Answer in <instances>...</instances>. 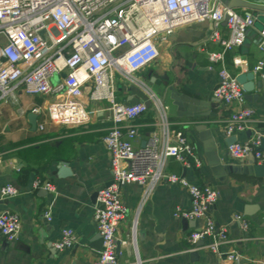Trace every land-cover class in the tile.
<instances>
[{"label":"crops","instance_id":"1","mask_svg":"<svg viewBox=\"0 0 264 264\" xmlns=\"http://www.w3.org/2000/svg\"><path fill=\"white\" fill-rule=\"evenodd\" d=\"M235 10L252 14L246 8ZM259 27L250 28L244 45L225 54L224 66L235 77L252 70L262 56ZM212 29L210 20L180 27L159 44V57L140 76L168 107L172 131L185 135L201 162L197 166L192 160L186 167L171 158L167 170L218 192L209 215L228 230L230 241L221 245V253L237 251L240 259L233 264H264V175H256L250 169L251 161L236 160L228 151L232 137L235 142H244L264 135V79L257 75L261 85L252 93L258 96L246 99L247 106L255 110L248 129L227 135L225 123L233 107L212 95L221 67L207 56L209 51L221 50L219 43L209 39ZM220 31L223 38L229 36L225 23ZM236 56L242 59L240 66L234 62ZM59 78L55 76L52 82ZM14 94L15 98L7 101L0 98V213H17L21 229L15 240L1 242L0 264H93L101 238L94 218L95 193L111 182L110 153L102 140L112 126L104 110L107 103L89 102L83 96L90 120L65 125L51 121L48 114L58 96L28 95L23 86ZM117 99L136 102L148 97L144 87L126 83L118 87ZM38 107L44 112L38 114L33 129L27 115ZM136 124L134 144L143 146L159 129L155 108L150 105ZM62 163L68 172L61 171ZM36 178L52 182L55 191L34 189ZM7 184L18 188L19 194L2 197L1 188ZM121 197L128 209L116 233L121 264H219L218 254L203 241L190 250L189 233L202 227L204 218L174 215L177 207H191L186 188L162 182L145 198L144 187L130 183L122 187ZM237 214L249 221L248 232L241 229ZM64 228L75 231L78 243L58 251L54 243Z\"/></svg>","mask_w":264,"mask_h":264},{"label":"built area","instance_id":"2","mask_svg":"<svg viewBox=\"0 0 264 264\" xmlns=\"http://www.w3.org/2000/svg\"><path fill=\"white\" fill-rule=\"evenodd\" d=\"M210 20L213 29L209 39L219 43L221 50L207 52L208 59L220 64L213 97L233 107L225 132L233 135L248 129L255 110L246 104L245 90L224 66L227 51L244 45L247 33L254 26L251 13H239L223 0H0V98H15L19 86L28 95H55L48 114L51 121L65 125L88 122L91 112L81 100L105 102L111 128L103 137L110 153L111 182L97 191L94 218L102 238V247L93 264H121L117 254V229L126 217L127 206L121 189L135 183L144 187L147 198L159 183L183 186L188 190L191 207H177L174 215L184 219L204 218L202 227L189 233L190 250L199 241L219 256V264L238 262L237 251L221 253L222 244L230 241L228 230L209 215L218 199V192L209 185L191 183L185 176L167 170L173 158L182 166L193 160L201 162L193 146L181 132H174L168 119V107L146 85L140 72L159 57V44L180 27ZM225 23L229 36L223 38L220 26ZM258 42L261 58L252 71L264 79V32ZM242 64L240 56L234 58ZM55 76L59 81L53 83ZM135 84L145 88L148 101L158 114L157 132L151 133L143 146H135L136 120L150 106L146 101L126 102L117 99L118 87ZM25 111H21L24 113ZM42 114L44 110L34 111ZM43 129L44 125L39 124ZM263 134L228 146L229 154L239 161L264 164ZM33 188L55 191L47 179L36 178ZM19 194L18 188L7 184L2 197ZM49 211L46 215L49 217ZM241 229L249 231L250 223L235 215ZM21 229L17 213H0V245L15 240ZM247 239V238H244ZM243 239H238V241ZM78 243L72 228H64L54 243L58 251Z\"/></svg>","mask_w":264,"mask_h":264},{"label":"water","instance_id":"3","mask_svg":"<svg viewBox=\"0 0 264 264\" xmlns=\"http://www.w3.org/2000/svg\"><path fill=\"white\" fill-rule=\"evenodd\" d=\"M223 1L230 8L250 9L252 11V16L254 17V21H255L254 27H256V25L258 27L260 26L259 32H264V0H223ZM236 79L243 86V89L246 91L245 97L247 100L251 101L258 96L256 93H252V91H254V89L256 87L259 88L261 85V82L257 79V75L252 70L246 71L244 73H240L239 75H237ZM146 105L150 106V101L147 100ZM27 118H28L32 128L36 129L38 114L33 112V111L29 112L27 115ZM199 127L205 128V125L200 124ZM234 142H235V137H232L230 144H232ZM258 149L259 150L264 149V135L262 136V143L258 147ZM250 163H251L250 169H252L256 173V175H258V176L264 175V166L263 165L253 163L252 161ZM62 164L64 165V167H62L64 169H62L61 171L66 172L67 169L65 167V163H62ZM95 195L97 196V192L95 193ZM101 247H102V238H100V241L96 245L95 248L100 250ZM118 247H119V242H117V249H116L117 251H118Z\"/></svg>","mask_w":264,"mask_h":264},{"label":"rangeland","instance_id":"4","mask_svg":"<svg viewBox=\"0 0 264 264\" xmlns=\"http://www.w3.org/2000/svg\"><path fill=\"white\" fill-rule=\"evenodd\" d=\"M55 101H58V100H55Z\"/></svg>","mask_w":264,"mask_h":264}]
</instances>
